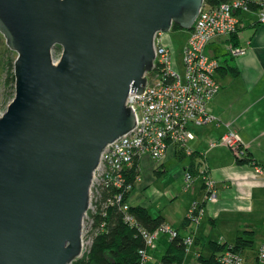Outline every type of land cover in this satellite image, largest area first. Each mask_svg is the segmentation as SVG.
<instances>
[{
    "label": "water",
    "instance_id": "95a60500",
    "mask_svg": "<svg viewBox=\"0 0 264 264\" xmlns=\"http://www.w3.org/2000/svg\"><path fill=\"white\" fill-rule=\"evenodd\" d=\"M205 0H0L15 94L0 114V264L82 255L94 172L135 126L154 37L188 31ZM60 57L53 60V49Z\"/></svg>",
    "mask_w": 264,
    "mask_h": 264
},
{
    "label": "built area",
    "instance_id": "2783aa9c",
    "mask_svg": "<svg viewBox=\"0 0 264 264\" xmlns=\"http://www.w3.org/2000/svg\"><path fill=\"white\" fill-rule=\"evenodd\" d=\"M185 45L180 52L181 61L170 47L163 43V32H157L154 37V61L152 70L145 74L146 85L143 93H130L127 105L136 116L135 127L114 142L109 143L100 158V164L95 170L90 189L89 210L96 212L98 205L107 208L109 204L119 206L125 212V220L130 225L138 226L135 218L128 212L130 205L124 201V192L132 185L126 181V173L135 161L143 156H149L161 163L169 150L180 149L187 155L195 154L188 143L195 139L192 127H202L214 123L216 117L210 109L212 99L220 90L216 77L217 69L222 65L224 55L237 58L247 55L248 47L232 41L234 35L248 24H264V0H228L218 5H208L204 2L201 11L194 20ZM223 45L224 52L216 54L209 46ZM209 147H226L238 159L247 158V145L233 128L228 129L218 139L209 142ZM200 158L196 165L197 175L188 169L184 180L186 188L197 178L201 180L203 191L202 200L193 201L187 212V220L199 224L204 209L201 205L215 201L219 196L218 184L210 174L204 153H198ZM257 174H264V169L256 167ZM110 188L120 189L107 202L102 203L101 191ZM88 210V211H89ZM92 231L93 219L85 215ZM85 219V218H84ZM85 222V221H84ZM84 224L82 230L84 231ZM146 239V247L140 251L141 262L146 264L151 257V251L157 247L161 233H168L169 238L177 236L174 228L163 224L161 228L149 233L141 230ZM97 233L92 231L87 244L82 239L85 254L87 246L93 243ZM193 238L186 239V244H193ZM89 251V248H88ZM79 258V257H78ZM221 264H264V243L254 250H236L228 245L217 257Z\"/></svg>",
    "mask_w": 264,
    "mask_h": 264
},
{
    "label": "crops",
    "instance_id": "0c3cea01",
    "mask_svg": "<svg viewBox=\"0 0 264 264\" xmlns=\"http://www.w3.org/2000/svg\"><path fill=\"white\" fill-rule=\"evenodd\" d=\"M239 42L248 47V54L228 59L226 62L223 59L222 67L230 66L234 70L216 74L220 90L210 105L216 121L206 126L192 127L195 139L189 142L195 152L194 166L196 167L200 160L196 155L204 153L206 164L218 184L221 197L218 196L215 201L206 204L204 219L199 221L201 223L195 229L191 228L192 223L186 227L184 223L192 202L204 198L201 182L194 183L195 189L191 192L192 198L187 206H174L178 199V191L174 186L167 189L168 203H159L166 187L160 186V190L155 192L154 184H159L163 173L167 175L166 169L170 168L168 166L171 162L174 159L183 161L182 171L177 174L183 180L191 165L192 157L180 149L169 150L161 163L149 156H143L139 161V176L130 192L129 204L146 207L153 217L162 215L165 223L176 231H179V226L188 232L191 231L193 236L189 234L187 239L192 237L194 241L211 240L206 235L204 223L207 221L213 224L218 211L232 202V196L241 198L244 205L249 204L248 207L252 205L249 202L254 199L253 192L255 193L256 189H260L264 196V174L256 172L257 166L264 169V24H248L240 31ZM228 126L238 132L246 143L250 160L238 161L224 146L209 147V142L224 134ZM184 193L187 194L188 191ZM156 202L157 206L154 204ZM162 241L163 244L169 243V236Z\"/></svg>",
    "mask_w": 264,
    "mask_h": 264
},
{
    "label": "trees",
    "instance_id": "16d2710c",
    "mask_svg": "<svg viewBox=\"0 0 264 264\" xmlns=\"http://www.w3.org/2000/svg\"><path fill=\"white\" fill-rule=\"evenodd\" d=\"M228 0H205L208 5H218ZM173 28H181L177 24L173 25ZM232 41L235 45L240 44L239 36L236 34L232 37ZM7 55H11L8 59V75L6 83L11 84L15 89V74H14V60L15 52L5 48ZM232 57H230L231 59ZM228 58H224L226 62ZM228 70H234L230 66L220 67L217 69V73H226ZM216 73V74H217ZM15 93H13L14 96ZM195 154L188 155L191 158V165L189 170L194 176L197 175V169L194 166ZM198 156V155H196ZM249 156V155H248ZM242 160L248 161L249 157ZM238 160V161H242ZM125 175L127 183L132 185L129 191L124 192V201L129 203L130 192L133 190L136 184V180L139 176V161L136 160L134 165L126 170ZM120 191L117 188H110L101 191L102 203L107 202L110 197H113L115 193ZM108 205V202L106 203ZM130 205L128 212L135 218L138 226L141 230H146L149 233H153L155 230L161 228L165 224L164 217L162 215L152 216L149 210L144 206ZM88 215L93 219L92 231L97 233L93 237V243L89 248L87 254L72 264H142L140 251L146 247V239L141 230L137 226L130 225L125 220V212L116 204H109L107 208H103L102 204L98 205L96 212L88 211ZM189 219L185 221L184 226L188 225ZM177 236L170 239L166 246V253L162 257L163 264H183L188 251V245L186 244V238L182 237L177 230ZM253 235L252 231H246ZM194 241V240H193ZM193 244L210 247V255L204 257L202 253L198 254L196 259L202 264H221L217 258L226 248L227 243L220 244L214 240L204 243V240L194 241ZM236 250H246L247 247H251L252 241L249 238L242 236L237 237L233 244Z\"/></svg>",
    "mask_w": 264,
    "mask_h": 264
},
{
    "label": "rangeland",
    "instance_id": "374dc122",
    "mask_svg": "<svg viewBox=\"0 0 264 264\" xmlns=\"http://www.w3.org/2000/svg\"><path fill=\"white\" fill-rule=\"evenodd\" d=\"M188 35L189 32L182 28L175 29L172 27V29L168 30V32H163V43L170 47L174 53V56H176L177 61L174 64L175 67L178 65L177 62L180 63L181 61L180 52L182 51V48L185 45L184 43ZM5 48H8V46L6 44L4 36L0 33V114L4 113L7 110L8 105L12 102L14 98L13 93H15V89H13L12 83H6L7 78L9 77L7 61L8 59H10L11 55L9 56L6 54ZM209 49L215 50L216 54H221L224 52L223 45L215 44L214 46H209L207 49L208 54ZM53 50V60L56 61L60 57L63 49H61L60 46H55ZM14 55L17 56V52H15L13 56ZM224 58L230 59L228 54L224 55ZM182 162V160L180 161L178 159H174V161L171 162V165L168 166L170 168L166 169L168 170L166 171L167 175L163 173L162 179L160 180L159 184H154L155 192H158L160 190V186L166 187V192L162 190L164 192L162 198L159 200L160 202L158 201L159 203H168L169 197L167 194V189L171 186H174L178 191V199L176 200L174 206H180L181 204V206L185 207L187 206V204H189L188 202H190V199L192 198L191 192L195 189V184L197 182H201V180L197 178L194 182L195 184H192L193 186L186 188L188 193L185 194L184 192L186 191V183L181 176H177V174L182 171ZM262 194L263 193L260 191V189H256L255 193L253 192L254 199H250L251 202H249L252 203L251 207H248L249 204L244 205L245 203L240 200L241 198H237L236 195L235 197L232 196V198L230 199L232 202L227 203V206L218 211V214L216 215V219L213 224H209L207 223V221H205L204 225L206 226V235L209 237V239L219 242L220 244L227 243V245H233L237 237H246L251 239L253 245L251 247H247V249L256 251L259 244L264 243V196ZM166 195L168 197V201L166 200ZM220 197L221 196H219V198ZM158 202L154 203L155 206H157ZM206 204L207 203L201 205V208L204 209V215L202 216L201 220L204 219V216L206 214ZM189 210L190 208L188 209V211ZM200 223L201 222H199V224ZM188 224H190V222H188ZM199 224H191V228L195 229L199 227ZM84 225L85 226L82 239L85 244H87V240H89L92 231L90 230V226L88 224V219L86 218V216ZM246 231H252L253 235L247 233ZM179 232L181 236L186 239L189 234V236H193L191 231L188 232L185 228L180 226ZM167 236H169L168 233H161L159 235V239L157 240V247L154 251H151L152 258L148 260L146 264H163L161 260L166 253V246L168 243L163 244L162 239H165ZM160 240L162 242L161 244H158ZM211 240H204V243H208V241ZM88 248H90V246H87L85 254L82 257L77 258L76 260L83 258L87 254ZM187 248L188 251L184 259L185 262L183 264H202V262L200 263L196 259L198 254L202 253L204 257H208L210 255V247H208L207 244L205 246L191 244Z\"/></svg>",
    "mask_w": 264,
    "mask_h": 264
}]
</instances>
